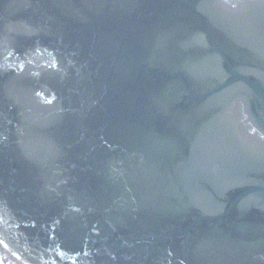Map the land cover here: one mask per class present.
<instances>
[{"label":"water","instance_id":"95a60500","mask_svg":"<svg viewBox=\"0 0 264 264\" xmlns=\"http://www.w3.org/2000/svg\"><path fill=\"white\" fill-rule=\"evenodd\" d=\"M0 255L264 264V0H0Z\"/></svg>","mask_w":264,"mask_h":264},{"label":"flooded vegetation","instance_id":"af4514ba","mask_svg":"<svg viewBox=\"0 0 264 264\" xmlns=\"http://www.w3.org/2000/svg\"><path fill=\"white\" fill-rule=\"evenodd\" d=\"M0 264H10L5 258L0 255Z\"/></svg>","mask_w":264,"mask_h":264}]
</instances>
